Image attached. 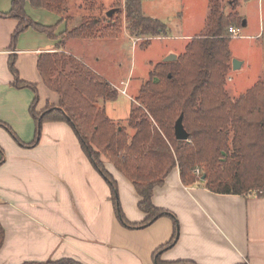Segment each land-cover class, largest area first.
<instances>
[{"label": "crops", "instance_id": "0c3cea01", "mask_svg": "<svg viewBox=\"0 0 264 264\" xmlns=\"http://www.w3.org/2000/svg\"><path fill=\"white\" fill-rule=\"evenodd\" d=\"M12 1L0 0L1 14L10 11ZM25 12L55 31L50 38L26 29L12 47L18 21L0 17V123L19 141L0 126V224L4 228L0 264L65 258L80 264H154V252L174 236L171 219L161 217L143 228L123 227L115 215L111 190L65 122H46L39 141L29 146L36 133L29 113L34 95L30 89L13 86L10 59L19 80L36 85L38 112L59 103V97L41 82L36 66L40 56L63 51L90 68L91 64L74 47L76 39L57 50L61 33L77 27L75 21L67 24L59 15L29 3ZM194 37L186 38V43ZM183 51L169 50L163 56L177 57ZM260 73L263 78L264 60ZM105 169L117 183L125 219L143 223L146 215L138 209L139 197L131 182L107 161ZM151 201L177 220V240L160 255L162 263L264 264V197L219 196L199 184L187 188L175 168L155 187Z\"/></svg>", "mask_w": 264, "mask_h": 264}, {"label": "trees", "instance_id": "16d2710c", "mask_svg": "<svg viewBox=\"0 0 264 264\" xmlns=\"http://www.w3.org/2000/svg\"><path fill=\"white\" fill-rule=\"evenodd\" d=\"M69 0H13L10 11L0 17L18 21L12 33V47L26 29L54 37V27L36 23L25 12L29 3L35 9H45L55 15L67 12ZM209 15L203 32L186 44L176 60L153 65L148 80L138 90L128 116V128L115 126L100 100L116 101L117 90L75 57L46 53L37 61L41 82L57 97V107L47 105L38 112L36 85L20 81L13 59L10 71L13 86L30 89L34 99L29 113L35 124V138L40 139L46 122H65L73 131L84 156L104 178L111 190L115 215L125 228L147 227L165 217L174 224L172 240L153 254L154 264H165L160 255L177 240V220L169 212L152 204L153 190L161 186L173 169H177L182 186L199 184L215 195L264 197V76L245 94L231 98L226 92L228 74L232 68L229 28L241 27L242 18L232 12L225 16L220 4L210 0ZM128 30L136 38L166 37V26L157 19L142 14L140 0H128L125 5ZM63 19V18H62ZM107 16L105 27L89 18L80 27L66 30L57 45L63 49L67 40L90 39L111 31L115 26ZM234 24V25H231ZM98 27V28H97ZM264 75V74H263ZM182 116L188 134L187 141L174 136V123ZM0 126H3L0 123ZM9 131L13 139H18ZM126 177L139 197L138 209L146 215L143 223L125 219L119 205L117 183L105 169V162ZM196 170L200 172L198 176ZM203 179V181L201 180ZM4 228L0 224V249ZM20 264H80L65 258L59 261L23 262ZM82 264V263H81ZM172 264H190L175 262ZM192 264V263H191Z\"/></svg>", "mask_w": 264, "mask_h": 264}, {"label": "rangeland", "instance_id": "374dc122", "mask_svg": "<svg viewBox=\"0 0 264 264\" xmlns=\"http://www.w3.org/2000/svg\"><path fill=\"white\" fill-rule=\"evenodd\" d=\"M127 1L69 0L68 10L61 18L71 25L75 21L77 27H80L83 19L92 18L99 22V27L104 28L106 13L113 11L110 17L115 29L105 30L103 35L95 38H74L77 41L74 47L91 64V68L87 67L96 74L98 72L103 80L117 90L119 96L116 101L100 100L98 105L106 111L115 126H125L130 137L133 131L128 128V116L139 88L148 80V73L153 65L166 57L163 55L167 51H182L186 38L199 36L203 32L209 15L210 0H140L142 14L147 18H156L166 26V38H136L132 35L125 16ZM212 1L220 4L225 16L236 12L245 22L244 27H238L239 37L231 38L229 42L231 60H237L240 67L236 70L231 68L226 92L231 98H236L245 94L248 88L262 78L260 69L264 60V0ZM63 35L61 33L59 41ZM247 36V39L243 38ZM14 263L19 264V261Z\"/></svg>", "mask_w": 264, "mask_h": 264}, {"label": "water", "instance_id": "95a60500", "mask_svg": "<svg viewBox=\"0 0 264 264\" xmlns=\"http://www.w3.org/2000/svg\"><path fill=\"white\" fill-rule=\"evenodd\" d=\"M112 12H113V11H108V12L106 13V15H107V16H110ZM241 26H242V27L245 26V22H244V21H242ZM176 58H177L176 55H174V54H169L168 56H166V57L162 60V62H164V63H169L170 61H174V60H176ZM239 67H240L239 62H238L237 60H235V59H232V68H233L234 70H236V69H238ZM174 125H175V127H174V136H175V139H176V140H179V141H187L188 134H187V133L185 132V130H184V126H183V124H182V116H180V117L176 120V122L174 123ZM201 180L203 181V179H201Z\"/></svg>", "mask_w": 264, "mask_h": 264}, {"label": "built area", "instance_id": "2783aa9c", "mask_svg": "<svg viewBox=\"0 0 264 264\" xmlns=\"http://www.w3.org/2000/svg\"><path fill=\"white\" fill-rule=\"evenodd\" d=\"M238 31H239V28H235V27L229 28V37L230 38L239 37ZM196 174L199 176L200 172L196 170Z\"/></svg>", "mask_w": 264, "mask_h": 264}]
</instances>
